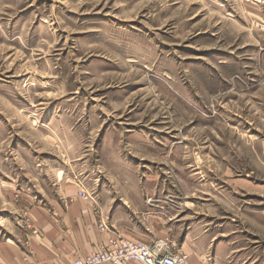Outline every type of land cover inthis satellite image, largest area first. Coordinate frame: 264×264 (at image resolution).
I'll return each instance as SVG.
<instances>
[{
    "label": "rangeland",
    "instance_id": "1",
    "mask_svg": "<svg viewBox=\"0 0 264 264\" xmlns=\"http://www.w3.org/2000/svg\"><path fill=\"white\" fill-rule=\"evenodd\" d=\"M77 199L264 264V0H0V237Z\"/></svg>",
    "mask_w": 264,
    "mask_h": 264
},
{
    "label": "crops",
    "instance_id": "2",
    "mask_svg": "<svg viewBox=\"0 0 264 264\" xmlns=\"http://www.w3.org/2000/svg\"><path fill=\"white\" fill-rule=\"evenodd\" d=\"M69 202L65 205L63 201H46L45 208L37 207L33 202V206L25 207L24 209H29L32 223L39 229L40 235L27 232L21 226L22 229H14L13 236L0 237V264H73L97 251L110 237H115L112 234L115 231L104 232L99 228L101 221L116 228L124 238L135 241L151 243L154 238H171L176 243L178 252L190 255L189 264H209L206 255L211 250V244L199 249L197 244L187 241L190 237L194 238L193 234L199 238H212L209 233L200 235L196 231H188L184 240L179 241V235H170L171 231L166 229L165 220L160 217L150 219L151 217L142 213L137 216L141 225L117 227L115 223L119 222V216L111 209L114 201H99L101 213L93 202L78 199ZM127 231L133 233L132 236L125 234ZM27 240L30 249L26 247Z\"/></svg>",
    "mask_w": 264,
    "mask_h": 264
},
{
    "label": "built area",
    "instance_id": "3",
    "mask_svg": "<svg viewBox=\"0 0 264 264\" xmlns=\"http://www.w3.org/2000/svg\"><path fill=\"white\" fill-rule=\"evenodd\" d=\"M189 264V255L172 251L162 240L153 243L111 237L84 259L74 264Z\"/></svg>",
    "mask_w": 264,
    "mask_h": 264
}]
</instances>
